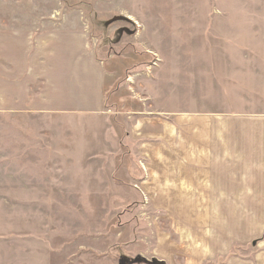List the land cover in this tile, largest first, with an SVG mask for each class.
<instances>
[{
	"label": "rangeland",
	"instance_id": "rangeland-1",
	"mask_svg": "<svg viewBox=\"0 0 264 264\" xmlns=\"http://www.w3.org/2000/svg\"><path fill=\"white\" fill-rule=\"evenodd\" d=\"M17 29L84 31L104 105L0 114L27 141H45L11 156L23 139L0 124V264H168L161 237L180 250V231L142 189L149 148L159 122L178 138L181 115L264 110V0H0V32ZM51 143L55 161L37 160ZM240 215L227 253L204 264H264V221L238 226Z\"/></svg>",
	"mask_w": 264,
	"mask_h": 264
},
{
	"label": "crops",
	"instance_id": "crops-1",
	"mask_svg": "<svg viewBox=\"0 0 264 264\" xmlns=\"http://www.w3.org/2000/svg\"><path fill=\"white\" fill-rule=\"evenodd\" d=\"M246 83L243 93L250 87ZM104 87L103 69L84 31L0 32V114L97 113L103 109ZM195 115L179 117L178 138L172 137V124L159 122L162 137L153 143L156 154L150 153L154 147L148 151L150 172L142 189L167 212L170 227L180 231V250L169 235L161 237L169 244L168 264H176V258L183 264H204L227 253L235 239L236 212L241 213L238 226L264 221V110L244 106ZM5 119L0 124L16 133L24 129ZM26 136L11 142V156L22 152L17 147L41 151L45 141H27ZM45 147L52 153L37 160L49 162L51 156L54 162L59 150L52 143ZM174 212H180L177 219Z\"/></svg>",
	"mask_w": 264,
	"mask_h": 264
},
{
	"label": "water",
	"instance_id": "water-1",
	"mask_svg": "<svg viewBox=\"0 0 264 264\" xmlns=\"http://www.w3.org/2000/svg\"><path fill=\"white\" fill-rule=\"evenodd\" d=\"M117 19H120V18H115V20H117Z\"/></svg>",
	"mask_w": 264,
	"mask_h": 264
}]
</instances>
